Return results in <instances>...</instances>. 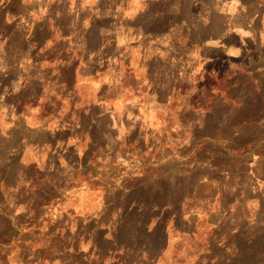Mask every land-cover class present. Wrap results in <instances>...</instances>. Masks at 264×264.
<instances>
[{
	"label": "crops",
	"instance_id": "1",
	"mask_svg": "<svg viewBox=\"0 0 264 264\" xmlns=\"http://www.w3.org/2000/svg\"><path fill=\"white\" fill-rule=\"evenodd\" d=\"M204 2L0 0L4 215L32 217L35 193L59 174L63 189L49 216L68 233L105 232L106 163L115 162L124 143L162 126L158 114L180 82L192 80L199 90L200 75L218 62L264 64V0ZM228 194L229 200L215 189L205 201L199 195L184 222L191 231L184 228L176 241L169 236L153 264L170 259L173 247L171 264H264V197L257 207L248 191ZM90 202L96 207L87 208Z\"/></svg>",
	"mask_w": 264,
	"mask_h": 264
},
{
	"label": "rangeland",
	"instance_id": "2",
	"mask_svg": "<svg viewBox=\"0 0 264 264\" xmlns=\"http://www.w3.org/2000/svg\"><path fill=\"white\" fill-rule=\"evenodd\" d=\"M200 1L206 7L207 0ZM207 12L201 10L202 21ZM243 64L218 62L210 75H200L199 90L190 86L192 80L180 82L176 98L157 113L162 126L124 143L115 162L106 163L105 232L87 238L68 233L61 219L49 216L52 200L63 189L57 174L35 193L32 217L16 220L9 210L8 215L0 210V264H153L167 238L176 241L184 228L191 231L193 224L184 222L192 219L199 195L205 201L218 189L229 200V192L243 189L253 205H261L264 72L257 70L260 63ZM86 207L93 209L96 203ZM168 252L164 264L175 261V248Z\"/></svg>",
	"mask_w": 264,
	"mask_h": 264
}]
</instances>
